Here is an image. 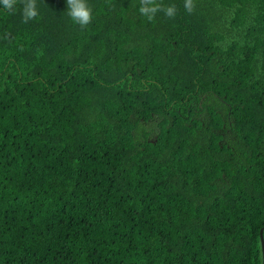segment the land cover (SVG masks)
<instances>
[{"label":"trees","instance_id":"trees-1","mask_svg":"<svg viewBox=\"0 0 264 264\" xmlns=\"http://www.w3.org/2000/svg\"><path fill=\"white\" fill-rule=\"evenodd\" d=\"M87 2L0 3V264H264V0Z\"/></svg>","mask_w":264,"mask_h":264},{"label":"clouds","instance_id":"clouds-1","mask_svg":"<svg viewBox=\"0 0 264 264\" xmlns=\"http://www.w3.org/2000/svg\"><path fill=\"white\" fill-rule=\"evenodd\" d=\"M4 9L13 12L17 0H0ZM22 18L24 23L35 19L39 15L37 0H22ZM68 16L74 24L79 25L81 28H86L92 22V8L87 0H67ZM185 11L189 14L195 10L194 0H185ZM176 5H164L158 0H140L139 12L142 16L146 17L148 21H153L158 12H163L166 17L174 18L177 14Z\"/></svg>","mask_w":264,"mask_h":264},{"label":"water","instance_id":"water-1","mask_svg":"<svg viewBox=\"0 0 264 264\" xmlns=\"http://www.w3.org/2000/svg\"><path fill=\"white\" fill-rule=\"evenodd\" d=\"M264 231V228L261 229V239H262V246H263V255H264V235L262 234V232Z\"/></svg>","mask_w":264,"mask_h":264}]
</instances>
